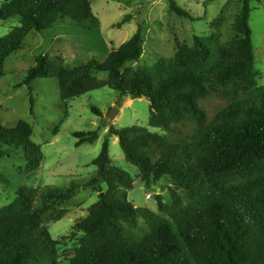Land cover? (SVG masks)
<instances>
[{
    "label": "trees",
    "instance_id": "trees-1",
    "mask_svg": "<svg viewBox=\"0 0 264 264\" xmlns=\"http://www.w3.org/2000/svg\"><path fill=\"white\" fill-rule=\"evenodd\" d=\"M91 1L4 0L0 19L19 17L20 24L0 36V77L29 32H42L58 18L88 19ZM168 1L171 11L189 16ZM250 1L240 0L229 40L218 32L195 35L192 44L178 43L172 57L151 66L126 65L142 54L139 27L103 61L67 66L60 55L35 57L21 83L54 77L62 102L103 86L130 99L147 97L149 126L160 131L130 125L108 132L145 185L170 177V201L157 196L153 211L118 197L132 179L110 163L105 138L88 178L65 188L20 187L0 208V264H264V85L256 80ZM31 135L24 120L14 126L0 121V158L20 155L27 174L42 160ZM73 135L76 146L97 138L95 131ZM79 187L98 189V200L75 223L82 235L63 262L62 239H54L45 222Z\"/></svg>",
    "mask_w": 264,
    "mask_h": 264
},
{
    "label": "rangeland",
    "instance_id": "rangeland-1",
    "mask_svg": "<svg viewBox=\"0 0 264 264\" xmlns=\"http://www.w3.org/2000/svg\"><path fill=\"white\" fill-rule=\"evenodd\" d=\"M3 1L0 0V5ZM174 1L188 12V17L171 11L168 0H92L90 18L80 21L58 18L42 32H29L20 49L7 57L0 77V121L7 126H14L19 120L28 122L32 127L31 140L40 146L42 160L32 174H27L20 155L0 158V208L14 199L20 187L65 188L88 178L96 169L92 160L105 138H108L110 163L126 171L132 179V188H121L118 197L153 211H157V196L165 203L170 201V177L163 176L145 185L138 167L125 160L118 138L108 132L110 127L130 125L160 131L149 126L148 99H130L103 86L62 102L54 77L34 79L29 86L21 82L26 69L34 65L35 57L41 53L60 55L67 66L90 59L103 61L138 27L143 51L138 60L126 64L133 67L151 66L161 57H172L178 43L192 44L195 35L218 32L223 41L234 35L232 23L240 0ZM249 7L256 80L264 85V0H251ZM19 24V17L0 19V36ZM105 76L104 72L97 75L100 79ZM111 114L113 119H109ZM88 131H95L97 138L76 146L77 138L73 134ZM101 187L106 190L105 184ZM146 194L150 197L146 198ZM97 200L98 189L79 187L71 199L52 208V218L45 224L54 239H62L58 248L61 261L73 256L82 235L75 223L88 214ZM61 210L63 216L54 220ZM139 223L143 225L141 219Z\"/></svg>",
    "mask_w": 264,
    "mask_h": 264
},
{
    "label": "water",
    "instance_id": "water-1",
    "mask_svg": "<svg viewBox=\"0 0 264 264\" xmlns=\"http://www.w3.org/2000/svg\"><path fill=\"white\" fill-rule=\"evenodd\" d=\"M142 98H146V99H147L146 96H143ZM113 116H114V115L111 114V115L109 116V119H113Z\"/></svg>",
    "mask_w": 264,
    "mask_h": 264
},
{
    "label": "built area",
    "instance_id": "built-area-1",
    "mask_svg": "<svg viewBox=\"0 0 264 264\" xmlns=\"http://www.w3.org/2000/svg\"><path fill=\"white\" fill-rule=\"evenodd\" d=\"M150 197V194H146V198H149Z\"/></svg>",
    "mask_w": 264,
    "mask_h": 264
}]
</instances>
